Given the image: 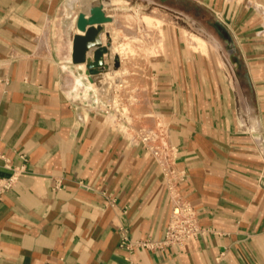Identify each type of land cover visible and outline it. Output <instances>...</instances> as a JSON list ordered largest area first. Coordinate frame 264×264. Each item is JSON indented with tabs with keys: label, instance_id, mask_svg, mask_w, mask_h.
Listing matches in <instances>:
<instances>
[{
	"label": "crops",
	"instance_id": "1",
	"mask_svg": "<svg viewBox=\"0 0 264 264\" xmlns=\"http://www.w3.org/2000/svg\"><path fill=\"white\" fill-rule=\"evenodd\" d=\"M79 1L0 0V181L16 179L0 264H264V0H152L143 18L98 0L151 48L126 118L72 60ZM140 127L160 132L168 167ZM173 192L203 231L122 246L165 240Z\"/></svg>",
	"mask_w": 264,
	"mask_h": 264
},
{
	"label": "rangeland",
	"instance_id": "2",
	"mask_svg": "<svg viewBox=\"0 0 264 264\" xmlns=\"http://www.w3.org/2000/svg\"><path fill=\"white\" fill-rule=\"evenodd\" d=\"M126 1L127 0H124V2L122 1L120 2V4H125L127 3ZM132 1L135 2V5L139 7V16H142L143 18L144 14H151V8L153 5L149 1L152 0ZM84 4L85 3L81 4L80 1L75 2L73 4L74 11L77 13L81 11V7L85 6ZM70 25H72V23ZM104 27L106 29H104L105 40L110 48L108 56H111V47L113 45L122 44V46L126 47L124 53L114 54V62L119 61L120 65L116 67L115 63H113V68L119 69L120 67H124L126 70H124L125 72L120 74L118 78L111 81L113 83H111L110 86L108 85L107 88L109 89L110 87V90H108V95L106 94L104 98L106 97L105 99L109 101V103H111L112 99L115 100L114 104H111L110 106H108V108L116 110L119 107H124L126 111L122 114L127 115L128 117H132L134 112H137L138 107H141L142 104L141 99L143 96L145 84L148 80V71L152 60L151 48L148 44L145 43V41L139 34H137V37L134 36V33L131 30L132 28H124L118 23L106 24ZM68 31L70 33V28ZM68 44L69 41L65 43L66 47H68ZM93 83L97 88H101L96 81L93 80Z\"/></svg>",
	"mask_w": 264,
	"mask_h": 264
},
{
	"label": "built area",
	"instance_id": "3",
	"mask_svg": "<svg viewBox=\"0 0 264 264\" xmlns=\"http://www.w3.org/2000/svg\"><path fill=\"white\" fill-rule=\"evenodd\" d=\"M111 104H109L110 106ZM119 114L126 118L124 107L116 109ZM123 110V111H121ZM137 135L139 140L144 144L149 151L158 159V162L164 167H168V161L164 158V151L166 149L162 145L161 134L158 130L149 127L138 128ZM15 177L0 181V193L10 190L15 183ZM173 185H170L172 189ZM172 213L169 225L167 227L166 238L162 243H154L149 240L132 243L127 241L124 235L122 246L132 247L140 244L147 247H155L157 244L162 245H183L188 241L196 238L203 228L199 221V215L193 205L186 199L180 197L177 193L172 194Z\"/></svg>",
	"mask_w": 264,
	"mask_h": 264
},
{
	"label": "water",
	"instance_id": "4",
	"mask_svg": "<svg viewBox=\"0 0 264 264\" xmlns=\"http://www.w3.org/2000/svg\"><path fill=\"white\" fill-rule=\"evenodd\" d=\"M113 17L108 15L102 3L94 4L89 11H80L76 25L79 30L73 38L72 60L75 64H85V73L90 79L96 80L99 75L110 69L106 55L110 52L109 45L102 39L104 24L112 22ZM120 65L119 61L115 66Z\"/></svg>",
	"mask_w": 264,
	"mask_h": 264
},
{
	"label": "bare ground",
	"instance_id": "5",
	"mask_svg": "<svg viewBox=\"0 0 264 264\" xmlns=\"http://www.w3.org/2000/svg\"><path fill=\"white\" fill-rule=\"evenodd\" d=\"M122 1H124V0H105V3L106 4H108L109 2L120 3ZM85 3H86L85 7H81V9H84V10H86L87 13H89L90 8L94 4H97L98 0H87ZM72 14H73V10L71 8H68L64 14L63 22H67L69 20V18L72 16ZM145 18L150 23H154V21H155L150 16H145ZM127 22H128V24H131V25L134 24V20L132 18H127ZM102 35H103V38L105 40L104 32L102 33ZM134 36L137 37V35H135V34H134ZM125 50H126V47L122 46V44H116V45H113L111 47V52H112L113 56L115 53H124ZM109 61H110V69L105 71L102 75H99L98 78H96V80H94L100 85L101 92L105 93L107 95H108V90H110V87H109V89L107 87H108V85L110 86L111 83H113L111 81L118 78V76L120 74L124 73L125 72L124 70H126L124 67H120L119 69L113 68V63H115L113 57Z\"/></svg>",
	"mask_w": 264,
	"mask_h": 264
}]
</instances>
